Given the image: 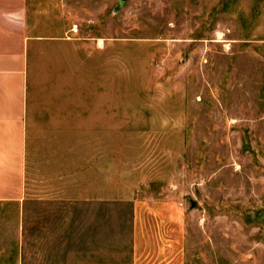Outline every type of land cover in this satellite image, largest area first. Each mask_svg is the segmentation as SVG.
Wrapping results in <instances>:
<instances>
[{
  "label": "rangeland",
  "instance_id": "1",
  "mask_svg": "<svg viewBox=\"0 0 264 264\" xmlns=\"http://www.w3.org/2000/svg\"><path fill=\"white\" fill-rule=\"evenodd\" d=\"M37 1L80 39L28 131L63 179L0 207V264H264V0Z\"/></svg>",
  "mask_w": 264,
  "mask_h": 264
},
{
  "label": "crops",
  "instance_id": "2",
  "mask_svg": "<svg viewBox=\"0 0 264 264\" xmlns=\"http://www.w3.org/2000/svg\"><path fill=\"white\" fill-rule=\"evenodd\" d=\"M51 12L37 0H0V207L17 211L26 209L35 185L63 179L57 167L63 142L28 139L38 91L58 97L65 90L59 79L62 68L69 62L79 64L80 39ZM66 30L73 38L64 37ZM91 45L101 49L102 44L85 42L87 52ZM143 243L134 236L130 264H163L169 259L167 252H152Z\"/></svg>",
  "mask_w": 264,
  "mask_h": 264
},
{
  "label": "built area",
  "instance_id": "3",
  "mask_svg": "<svg viewBox=\"0 0 264 264\" xmlns=\"http://www.w3.org/2000/svg\"><path fill=\"white\" fill-rule=\"evenodd\" d=\"M77 31H78V27H77V25H73V26L71 27V29H70V33H72V34H76Z\"/></svg>",
  "mask_w": 264,
  "mask_h": 264
},
{
  "label": "water",
  "instance_id": "4",
  "mask_svg": "<svg viewBox=\"0 0 264 264\" xmlns=\"http://www.w3.org/2000/svg\"><path fill=\"white\" fill-rule=\"evenodd\" d=\"M126 0H118L119 2V6H121L122 4H124ZM262 220H264V215H262Z\"/></svg>",
  "mask_w": 264,
  "mask_h": 264
}]
</instances>
